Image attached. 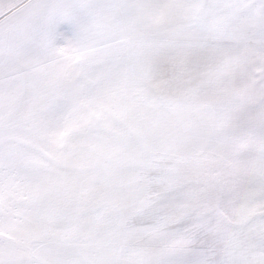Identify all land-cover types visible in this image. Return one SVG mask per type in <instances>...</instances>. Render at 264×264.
<instances>
[{
	"label": "snow or ice",
	"instance_id": "1",
	"mask_svg": "<svg viewBox=\"0 0 264 264\" xmlns=\"http://www.w3.org/2000/svg\"><path fill=\"white\" fill-rule=\"evenodd\" d=\"M0 264H264V0H0Z\"/></svg>",
	"mask_w": 264,
	"mask_h": 264
}]
</instances>
